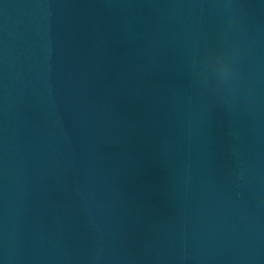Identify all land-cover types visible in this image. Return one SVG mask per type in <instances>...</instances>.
Returning <instances> with one entry per match:
<instances>
[{
	"label": "water",
	"instance_id": "1",
	"mask_svg": "<svg viewBox=\"0 0 264 264\" xmlns=\"http://www.w3.org/2000/svg\"><path fill=\"white\" fill-rule=\"evenodd\" d=\"M0 264H264V0H0Z\"/></svg>",
	"mask_w": 264,
	"mask_h": 264
}]
</instances>
